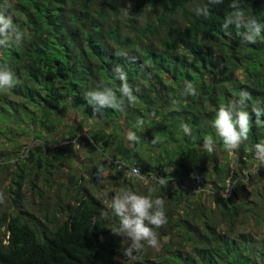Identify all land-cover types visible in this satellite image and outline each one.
<instances>
[{"label": "trees", "instance_id": "16d2710c", "mask_svg": "<svg viewBox=\"0 0 264 264\" xmlns=\"http://www.w3.org/2000/svg\"><path fill=\"white\" fill-rule=\"evenodd\" d=\"M207 3L0 0L24 34L21 44L0 47V64L19 81L0 89V264H264V164L254 149L264 143V123L253 117L248 140L234 151L212 127L219 106L241 90L251 94L250 113L254 104L264 107V34L256 44L242 42L244 29L222 28L230 0L197 16L194 9ZM244 11L264 24V0H245ZM117 65L139 99L95 113L85 93L101 82L118 87ZM185 81L198 95L184 94ZM71 113L79 123L64 126ZM128 129L140 137L134 148ZM207 135L214 153L203 149ZM76 142L90 151L79 166L72 164ZM129 165L146 179L129 177ZM152 174L173 179L161 188ZM205 185L212 191L197 190ZM121 187L165 201L159 247L145 242L134 259L111 233L118 217L109 205Z\"/></svg>", "mask_w": 264, "mask_h": 264}, {"label": "clouds", "instance_id": "9594fccd", "mask_svg": "<svg viewBox=\"0 0 264 264\" xmlns=\"http://www.w3.org/2000/svg\"><path fill=\"white\" fill-rule=\"evenodd\" d=\"M223 2L224 0H208L206 5L196 7L194 12L197 16L207 17L210 14V5H219ZM244 6L245 0H230L228 7L232 11L224 18L222 28L225 30L231 26L242 28L244 31L239 34L242 42L256 44L264 34V24L251 16H247ZM23 37V32L18 25H14L12 17L0 11V47H10L13 43L19 45L22 43ZM115 55L128 58L126 50H119ZM113 72V79L120 82L118 87L101 82L96 88L85 93V101L95 113H100L106 109L123 111L126 105H134L139 99L135 94L139 89L134 90L129 83L128 73L123 67L117 65ZM18 83L14 71L8 65L0 64V89H12ZM184 94L198 95L193 82L185 81ZM250 100L251 94L247 90H241L238 98L232 99L226 104H221L215 113L212 127L215 129L216 137L219 138L228 151L238 149L244 141L248 140L249 133L252 130L253 117H255L257 125L264 123L261 120V117L264 116V107H261L260 103L254 104L250 113L248 111ZM145 124L146 120L144 118H137V128H143ZM181 128L185 135H191V127L188 124H182ZM124 137L130 148H134L140 142V137L131 129L125 131ZM203 149L207 153L215 152L216 140L212 135L204 137ZM254 149L256 158L264 164V143L255 144ZM99 172L102 173L103 169H99ZM128 175L140 180L146 179L140 169L133 166H130ZM151 179L161 188H167L173 178L169 175L160 177L152 174ZM225 184V191L220 194L224 199H227L228 191L233 187L231 179H227ZM197 190L212 191V187L211 185H205ZM151 191L155 192V188ZM4 202L5 196L0 193V204ZM109 207L114 216L118 217V226L113 228L111 233L122 237V241L127 245L123 250V256L134 259V253L142 251L145 242L151 248L159 247V234L156 229L162 228L168 222L165 201L162 197L140 195L127 187H121L111 199Z\"/></svg>", "mask_w": 264, "mask_h": 264}, {"label": "rangeland", "instance_id": "374dc122", "mask_svg": "<svg viewBox=\"0 0 264 264\" xmlns=\"http://www.w3.org/2000/svg\"><path fill=\"white\" fill-rule=\"evenodd\" d=\"M80 119L81 118H79L77 115H75L74 113H71L67 118H66V120L64 121V126L66 125V124H73V125H75V126H77V124L79 123V121H80ZM62 124V125H63ZM64 128V127H63ZM58 135H59V132L57 133ZM23 142V144L25 143V145H27V144H29V143H31V141H27V140H25L24 139V141H22ZM64 143H66V142H62V144H64ZM73 148L75 149V153L77 154V157L73 160V162H72V164H74V166L76 165V166H79L80 164V161L81 160H84L88 155H89V153L88 152H90V151H87L84 147H83V145H81V144H79L78 142H76V143H74V145H73ZM21 152H22V150H21ZM20 156H22V153H20ZM82 168V167H81ZM63 170H67V168L66 167H63L62 168ZM248 188H251V187H248ZM259 191L260 192H262V187H261V185L259 184ZM50 194H53V192L52 193H50ZM27 199L25 200V202L27 203L29 200H30V195H29V193L27 192ZM97 196L98 197H101V196H103L104 197V194H97ZM36 202H38V200L36 199L35 200ZM109 200L108 199H104V202H108ZM68 202L70 203V204H72L73 202H74V200L72 199V198H69L68 197Z\"/></svg>", "mask_w": 264, "mask_h": 264}, {"label": "built area", "instance_id": "2783aa9c", "mask_svg": "<svg viewBox=\"0 0 264 264\" xmlns=\"http://www.w3.org/2000/svg\"><path fill=\"white\" fill-rule=\"evenodd\" d=\"M130 166H133V167H135L134 165H129V167H128L129 169H128V170H130Z\"/></svg>", "mask_w": 264, "mask_h": 264}]
</instances>
